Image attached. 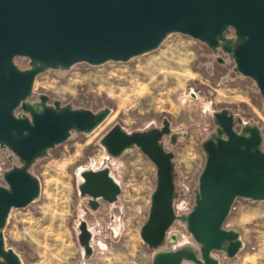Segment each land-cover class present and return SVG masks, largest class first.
Here are the masks:
<instances>
[{"label": "water", "instance_id": "water-1", "mask_svg": "<svg viewBox=\"0 0 264 264\" xmlns=\"http://www.w3.org/2000/svg\"><path fill=\"white\" fill-rule=\"evenodd\" d=\"M173 34L201 41L215 52L221 48L234 59L235 72L255 81L264 102V0H0V147L22 163L4 173L8 188L0 187V264H22L6 247L2 231L13 209L28 207L41 194V183L30 172L34 162L65 143L73 131L90 134L111 113L109 108L73 110L59 101L48 106L46 95L32 104L37 77L79 63H127L156 51ZM16 58L28 59L30 68L20 70ZM215 118L219 132L203 145L206 164L195 207L181 217L200 245V256L182 248L159 252L153 264H221L215 252L233 257L243 248L240 234L224 227L236 200L264 201L261 129L247 124L238 132L240 120L226 109ZM169 134L168 121L162 130L134 133L116 125L102 140L113 156L138 147L157 166L152 209L141 232L152 249L164 244L178 218L173 206L175 155L162 144ZM77 188L94 211L101 201L114 205L122 192L108 166L81 171ZM79 229L89 257L93 235L85 221Z\"/></svg>", "mask_w": 264, "mask_h": 264}, {"label": "rangeland", "instance_id": "rangeland-1", "mask_svg": "<svg viewBox=\"0 0 264 264\" xmlns=\"http://www.w3.org/2000/svg\"><path fill=\"white\" fill-rule=\"evenodd\" d=\"M14 62L22 71L30 68L26 58ZM235 68L223 50L215 52L201 41L173 34L156 51L127 63H79L39 75L30 103H41L46 95L62 107L95 113L109 108L111 113L90 134L73 131L65 143L34 162L30 172L39 179L41 194L28 207L11 211L2 231L6 247L22 264H153L159 252L182 248L200 256V245L181 217L195 205L206 164L203 145L219 132L215 115L228 110L241 122L235 126L238 132L247 124L259 127L264 151L262 95L255 81ZM16 113L25 115L22 110ZM164 121L170 134L162 144L175 155L173 206L178 218L164 244L152 249L141 232L152 209L157 166L138 147L113 156L102 140L116 125L134 133L162 127ZM18 165L14 153L0 147V187L6 185L4 173ZM105 166L122 192L114 205L101 201L94 211L89 199L80 196L77 182L81 171ZM81 221L93 232L88 259L79 241ZM224 227L240 234L243 248L233 257L215 252L221 264H264V201L237 199Z\"/></svg>", "mask_w": 264, "mask_h": 264}, {"label": "flooded vegetation", "instance_id": "flooded-vegetation-1", "mask_svg": "<svg viewBox=\"0 0 264 264\" xmlns=\"http://www.w3.org/2000/svg\"><path fill=\"white\" fill-rule=\"evenodd\" d=\"M221 49V48H220ZM29 69V68H28ZM49 98V97H48ZM54 104V103H53ZM53 104L50 102V99H48V101H47V105L48 106H53ZM223 111V110H222ZM164 128V124H163V126L162 127H159L158 129H163ZM152 129H155V128H152ZM4 148H7V147H4ZM15 155V154H14ZM15 157H16V159L19 161V165L18 166H16V167H18V168H20V167H22V163L20 162V160H19V158L15 155ZM16 167H14V168H16ZM14 168H12V169H14ZM12 169H10V170H12ZM3 178H4V176H3ZM5 188H8V185L6 184L5 185ZM195 204H196V198H195ZM194 207H195V205H194ZM194 207H193V209H194Z\"/></svg>", "mask_w": 264, "mask_h": 264}, {"label": "bare ground", "instance_id": "bare-ground-1", "mask_svg": "<svg viewBox=\"0 0 264 264\" xmlns=\"http://www.w3.org/2000/svg\"><path fill=\"white\" fill-rule=\"evenodd\" d=\"M90 231H91V230H90ZM91 233H92V235H93V232H92V231H91ZM175 241H176V240H175ZM85 256H86V259L89 258L86 252H85Z\"/></svg>", "mask_w": 264, "mask_h": 264}]
</instances>
